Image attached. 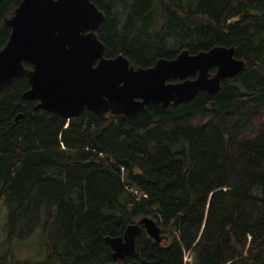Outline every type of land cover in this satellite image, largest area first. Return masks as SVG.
<instances>
[{"label":"trees","instance_id":"obj_1","mask_svg":"<svg viewBox=\"0 0 264 264\" xmlns=\"http://www.w3.org/2000/svg\"><path fill=\"white\" fill-rule=\"evenodd\" d=\"M21 0L0 2L3 19ZM105 56L135 67L213 46L245 61L215 94L147 105L133 115L85 110L65 120L36 109L25 75L0 90V211L5 241L41 227L45 257L0 264H107L105 236L142 216L169 236L142 229L123 263L260 264L264 260V0H91ZM28 68L31 64L24 62Z\"/></svg>","mask_w":264,"mask_h":264},{"label":"water","instance_id":"obj_2","mask_svg":"<svg viewBox=\"0 0 264 264\" xmlns=\"http://www.w3.org/2000/svg\"><path fill=\"white\" fill-rule=\"evenodd\" d=\"M103 19L91 0H21L3 19L10 33L0 48V90L25 75L30 86L22 97L65 120L85 110L133 115L150 104L166 108L187 103L200 91L215 94L222 80L245 66L233 46L216 45L196 53L183 49L150 67H135L123 54L105 56L97 37ZM142 229L154 242L162 241L160 226L142 216L128 224L122 236L104 237L114 259L107 264H124ZM126 264L155 262L141 258Z\"/></svg>","mask_w":264,"mask_h":264},{"label":"rangeland","instance_id":"obj_3","mask_svg":"<svg viewBox=\"0 0 264 264\" xmlns=\"http://www.w3.org/2000/svg\"><path fill=\"white\" fill-rule=\"evenodd\" d=\"M7 208L0 211V260L6 258L10 247L13 261L39 263L45 257L44 247L41 240V227L37 226L29 235L23 238H15L10 244L5 241L4 222Z\"/></svg>","mask_w":264,"mask_h":264},{"label":"flooded vegetation","instance_id":"obj_4","mask_svg":"<svg viewBox=\"0 0 264 264\" xmlns=\"http://www.w3.org/2000/svg\"><path fill=\"white\" fill-rule=\"evenodd\" d=\"M160 232H161V234H162V236H163V238H162V241L160 242V243H164L166 240H168V238H169V236L167 235V234H165L164 232H163V229L160 227ZM144 233H145V231H144ZM146 234V233H145ZM147 235V234H146ZM148 236V235H147ZM149 237V236H148ZM150 238V237H149ZM151 239V238H150Z\"/></svg>","mask_w":264,"mask_h":264},{"label":"built area","instance_id":"obj_5","mask_svg":"<svg viewBox=\"0 0 264 264\" xmlns=\"http://www.w3.org/2000/svg\"><path fill=\"white\" fill-rule=\"evenodd\" d=\"M184 261H185L186 263H188V264H191V263H189V262H191V257L185 256V257H184Z\"/></svg>","mask_w":264,"mask_h":264}]
</instances>
